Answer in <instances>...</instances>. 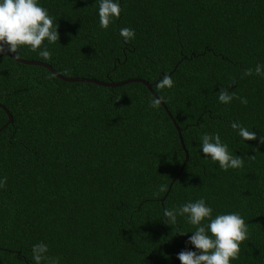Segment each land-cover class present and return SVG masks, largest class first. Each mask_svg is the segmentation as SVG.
Instances as JSON below:
<instances>
[{
	"label": "trees",
	"instance_id": "1",
	"mask_svg": "<svg viewBox=\"0 0 264 264\" xmlns=\"http://www.w3.org/2000/svg\"><path fill=\"white\" fill-rule=\"evenodd\" d=\"M40 4L57 26V42L42 44L50 58L26 46L13 54L69 77L146 80L187 160L144 84L64 81L0 55V104L12 116L2 127L0 107V264H33L39 242L59 264H180L191 233H176L194 229L183 217L166 225L161 212L200 197L214 214L244 218L248 239L230 264H264V78L254 72L264 65V0H120L107 29L96 0ZM122 27L135 30L127 43ZM165 73L173 87L158 89ZM221 90L237 98L221 104ZM232 121L256 139H240ZM205 132L218 133L243 167L223 171L206 159Z\"/></svg>",
	"mask_w": 264,
	"mask_h": 264
},
{
	"label": "clouds",
	"instance_id": "2",
	"mask_svg": "<svg viewBox=\"0 0 264 264\" xmlns=\"http://www.w3.org/2000/svg\"><path fill=\"white\" fill-rule=\"evenodd\" d=\"M98 24L100 29H107L109 24L118 19L121 14L120 0H96ZM119 36L124 43L133 39L135 30L129 27L119 29ZM58 40L57 26L53 25V18L47 8L40 4V0H0V55L17 53L20 46H26L30 51L47 61L51 52L42 47L46 41L48 45ZM255 75L264 78V65L257 64ZM253 70L244 72L245 76L252 75ZM173 80L167 73L156 81L158 89H170ZM235 94L221 90L217 100L221 104H229L235 99ZM241 104H247L244 97H239ZM161 103L159 97H152L148 107L156 109ZM230 128L244 141L256 139V132L249 131L239 121L230 122ZM264 142V137H259ZM200 153L216 163L223 171L243 167L244 159L240 155H233L227 143L222 142L218 133H202L199 137ZM4 179L0 178V187ZM166 185H160L158 192H165ZM183 217L185 222L194 230L190 232L178 230L176 234L187 236L185 247L176 254L180 264H230L239 257L240 245L248 239V229L244 218L238 211L215 213L203 197L188 200L173 208H163L161 220L166 225H176L177 218ZM48 245L39 242L31 246L33 264H59L58 260L49 257Z\"/></svg>",
	"mask_w": 264,
	"mask_h": 264
},
{
	"label": "water",
	"instance_id": "3",
	"mask_svg": "<svg viewBox=\"0 0 264 264\" xmlns=\"http://www.w3.org/2000/svg\"><path fill=\"white\" fill-rule=\"evenodd\" d=\"M8 56H10L11 58H13L14 60H16L17 62H20V63H24V64H28V65H39V66H42V67H45L47 70H49L53 75H55L56 77H58L59 79L61 80H64V81H69V82H80V81H85V82H91V83H94V84H97V85H101V86H108V87H115V86H120L122 84H126V83H129V82H140L142 84H144L148 91L153 95V96H157V94L152 90L151 88V84L149 82H147L146 80L144 79H140V78H127V79H124V80H120V81H116V82H113V81H103V80H99V79H96V78H89V77H76V76H73V77H69V76H64L60 73H58L55 69H53L49 64L43 62V61H40V60H34V59H23V58H20V57H17L15 56L13 53H6ZM163 108L165 109V111L167 112L168 116L171 118L177 132H178V138H179V142L181 144V147L184 151V160L182 162V165L185 163V161L187 160V151L184 147V144H183V141H182V138H181V135H180V130H179V127L178 125L175 123L174 119L172 118L171 114L169 113V111L167 110L166 106L164 105L163 101H161L160 103ZM0 107L5 111L6 115H7V121L5 122V124H3L2 127H4L7 123L11 122L12 120V116L11 114L8 112V110L0 104ZM1 127V128H2ZM0 128V129H1ZM182 169V167H180V170Z\"/></svg>",
	"mask_w": 264,
	"mask_h": 264
}]
</instances>
